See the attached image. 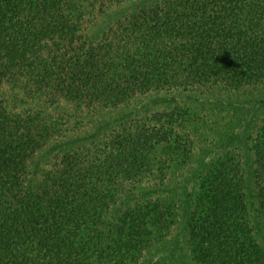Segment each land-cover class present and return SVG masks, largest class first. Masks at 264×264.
Instances as JSON below:
<instances>
[{"label":"trees","instance_id":"1","mask_svg":"<svg viewBox=\"0 0 264 264\" xmlns=\"http://www.w3.org/2000/svg\"><path fill=\"white\" fill-rule=\"evenodd\" d=\"M263 86L264 0H0V264H157L176 232L194 264H264V121L251 196L239 154L183 139L186 104L70 144L148 96Z\"/></svg>","mask_w":264,"mask_h":264},{"label":"rangeland","instance_id":"2","mask_svg":"<svg viewBox=\"0 0 264 264\" xmlns=\"http://www.w3.org/2000/svg\"><path fill=\"white\" fill-rule=\"evenodd\" d=\"M17 91L20 107L28 108L35 104L28 96H24L22 91L19 89ZM174 103L178 105L186 104L187 108L190 107L196 110L195 118L190 122L187 121L188 124L183 128L182 134H185L183 135V139L191 136L195 140H200L197 142L204 144L203 146L206 147L208 159L220 154L226 148H230L235 154H239L242 167L245 170L247 193L251 196L253 181L251 144L260 122L264 121V86L247 94L235 96L212 91L190 95L165 94L148 96L143 100L133 103V105L131 104L132 106L118 108L116 111L104 114L103 116L99 115L97 119H94L96 124H98L96 126L97 130L94 129L95 123L91 118L93 128L90 130L85 129L88 131H83L85 135L83 138L75 135V140L71 141L70 144H76L85 139L91 141L94 136L96 137L99 133L107 132L116 122L125 121L129 116H139L144 113L143 110L149 108L151 109L148 111L164 109ZM87 119L85 118L84 120ZM203 137L204 139L202 140ZM219 145H226V148H222ZM48 151L42 150L34 158L32 166L37 172H40L42 169H49L50 164L46 163ZM169 189L180 201H184L188 191L191 189V183L190 181L183 180L174 181L169 186ZM180 237V232H176L153 253L152 260L157 261V264L158 261L166 262V264H194L185 253Z\"/></svg>","mask_w":264,"mask_h":264}]
</instances>
